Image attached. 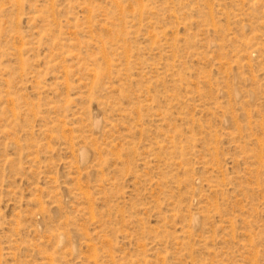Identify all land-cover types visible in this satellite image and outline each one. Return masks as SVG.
<instances>
[{
  "label": "rangeland",
  "instance_id": "374dc122",
  "mask_svg": "<svg viewBox=\"0 0 264 264\" xmlns=\"http://www.w3.org/2000/svg\"><path fill=\"white\" fill-rule=\"evenodd\" d=\"M0 264H264V0H0Z\"/></svg>",
  "mask_w": 264,
  "mask_h": 264
}]
</instances>
